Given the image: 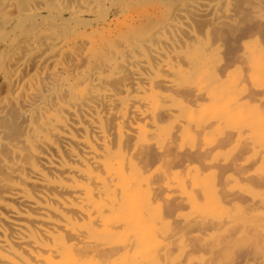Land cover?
Returning a JSON list of instances; mask_svg holds the SVG:
<instances>
[{"label":"bare ground","instance_id":"bare-ground-1","mask_svg":"<svg viewBox=\"0 0 264 264\" xmlns=\"http://www.w3.org/2000/svg\"><path fill=\"white\" fill-rule=\"evenodd\" d=\"M126 1L0 0V264H264V0Z\"/></svg>","mask_w":264,"mask_h":264},{"label":"rangeland","instance_id":"rangeland-1","mask_svg":"<svg viewBox=\"0 0 264 264\" xmlns=\"http://www.w3.org/2000/svg\"><path fill=\"white\" fill-rule=\"evenodd\" d=\"M138 1H139V3H138ZM183 1H185V0H182V1L181 0H131V1L128 0V1L125 2V5L131 4V6L133 7L136 4L134 6V9L137 10V11H139V12L141 11L140 8H143V6H144L146 8L148 7L147 8V11H145L146 8L145 9H142L144 12H148L149 11L148 13H154L155 11H157V13H160V12L162 13V12L168 10V8H173L174 9L177 5L178 6L181 5L183 3ZM173 3H175V4L173 5ZM140 5H142V6L140 7ZM153 9H155L154 12H153ZM169 10H171V9H169ZM9 12H11V11H9ZM13 13L14 12H11V14L9 13V15L12 16ZM43 17H47V14L46 13H43ZM65 18L66 19H70V17H69L68 14L65 15ZM85 20H91V19L89 17H85ZM14 24L17 25L16 23H14ZM14 24L10 27L9 30H12L15 27ZM244 42L251 44V43H254V40L253 39H250V38H246Z\"/></svg>","mask_w":264,"mask_h":264}]
</instances>
